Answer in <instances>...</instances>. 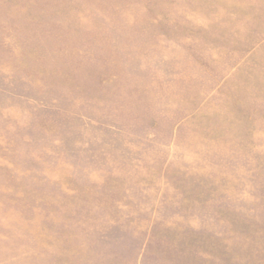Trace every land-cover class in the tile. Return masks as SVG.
I'll list each match as a JSON object with an SVG mask.
<instances>
[{
  "label": "rangeland",
  "instance_id": "374dc122",
  "mask_svg": "<svg viewBox=\"0 0 264 264\" xmlns=\"http://www.w3.org/2000/svg\"><path fill=\"white\" fill-rule=\"evenodd\" d=\"M0 264H264V0H0Z\"/></svg>",
  "mask_w": 264,
  "mask_h": 264
}]
</instances>
